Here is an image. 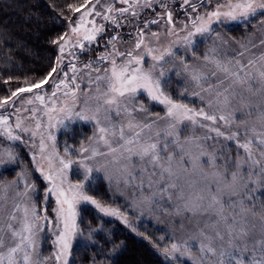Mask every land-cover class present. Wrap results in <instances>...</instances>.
Segmentation results:
<instances>
[{
	"label": "rangeland",
	"instance_id": "obj_1",
	"mask_svg": "<svg viewBox=\"0 0 264 264\" xmlns=\"http://www.w3.org/2000/svg\"><path fill=\"white\" fill-rule=\"evenodd\" d=\"M74 14L53 72L0 98V264H74L96 178L167 264H264V0Z\"/></svg>",
	"mask_w": 264,
	"mask_h": 264
},
{
	"label": "trees",
	"instance_id": "obj_2",
	"mask_svg": "<svg viewBox=\"0 0 264 264\" xmlns=\"http://www.w3.org/2000/svg\"><path fill=\"white\" fill-rule=\"evenodd\" d=\"M84 1L0 0V98L36 85L53 72L58 44ZM91 132V126L78 125L62 138L80 146ZM86 193L91 201L82 207L80 219L85 237L74 264H140L138 257L144 264H167L150 247L161 242L154 224L132 216L103 179L89 181Z\"/></svg>",
	"mask_w": 264,
	"mask_h": 264
}]
</instances>
